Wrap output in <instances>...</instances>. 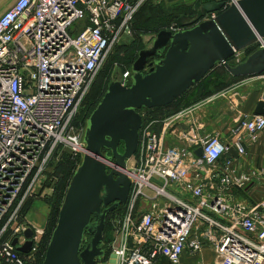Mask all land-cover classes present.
<instances>
[{"label": "built area", "instance_id": "2783aa9c", "mask_svg": "<svg viewBox=\"0 0 264 264\" xmlns=\"http://www.w3.org/2000/svg\"><path fill=\"white\" fill-rule=\"evenodd\" d=\"M143 1L15 0L0 15V254L5 261L23 264L16 246L26 242L24 232L31 228L21 223L23 209L40 196L55 155L67 149L73 157L84 155L87 119L77 117L78 109L107 53L133 36L132 20ZM243 60L238 52L219 65ZM197 129L186 132L187 145L165 146L143 123L135 164L125 170L130 209L111 244L114 264H180L185 251L198 256L206 246L217 256L213 264H264V200L246 204L231 197L259 179L236 167V160L264 131V115H244L229 142ZM232 150L237 158L228 156ZM105 163L109 170L114 166ZM31 229L29 252L42 232Z\"/></svg>", "mask_w": 264, "mask_h": 264}, {"label": "water", "instance_id": "95a60500", "mask_svg": "<svg viewBox=\"0 0 264 264\" xmlns=\"http://www.w3.org/2000/svg\"><path fill=\"white\" fill-rule=\"evenodd\" d=\"M196 18L164 29L141 49L131 66L130 84L114 80L87 119L85 153L67 187L56 225L41 264H96L103 260L101 248L107 214L126 204L130 180L127 162L134 156L143 126L140 110L173 103L199 83L216 65L235 53L264 42V0H221L194 7ZM216 13L212 19L204 16ZM233 77L264 73V48L254 50L235 65H224ZM253 114L264 115V92ZM120 144L122 150H119ZM104 151H106L104 153ZM197 155L201 149L196 150ZM104 161H113L107 169ZM110 206L102 211V205ZM86 234L91 235L83 247ZM26 242L16 246L29 253L33 231L24 232ZM17 244V240L12 242Z\"/></svg>", "mask_w": 264, "mask_h": 264}, {"label": "rangeland", "instance_id": "374dc122", "mask_svg": "<svg viewBox=\"0 0 264 264\" xmlns=\"http://www.w3.org/2000/svg\"><path fill=\"white\" fill-rule=\"evenodd\" d=\"M14 1L15 0H0V15L8 9ZM196 2L197 0L143 1L134 15L133 26L135 28L133 29L135 30L133 36L127 38L124 37V39L121 40L112 51L107 53L102 66L97 71L93 83L81 102L77 117L79 119L89 118L90 114L105 94L108 84L111 81L117 80L123 83L125 80L127 81V85H129L131 81V66L136 60L135 55L137 58V50L141 48H149L157 30L191 23L196 18V11L194 9ZM200 3H202L201 0ZM206 16H204L203 19H205ZM134 40L137 41L136 45ZM131 46H135L136 49H132ZM261 46L264 48V42L255 47L258 49ZM250 53H252V51L245 49L239 52V56L241 55L243 59H246ZM225 70L224 66L216 65V67L199 82L201 84L197 87V89L201 86H203L204 89H207L205 85L209 82L210 78L214 77V74L220 75ZM215 82L216 80L212 83L211 87L208 86L212 91L219 89L216 85H214ZM142 115L145 119V112ZM143 123L145 124L144 120ZM136 155L134 154V156L127 162L128 169L133 167V164H135ZM82 158L79 156L73 157L68 149L55 155L53 161L51 162V172L46 176L44 183L39 189L40 196L27 201L24 206L23 216L25 219L24 222H21L22 225H29V227L40 229L42 232L37 237L34 251L27 254L17 252L18 258L23 261V264H39V262L44 258L51 233L56 225L55 221L56 218H58V210H60L69 182ZM110 163L113 166L114 162L110 161ZM234 196L244 202L263 200L264 179H257L246 187V189L235 191ZM145 201L148 200L144 199L140 204L142 208L145 205ZM129 209L130 206L127 202L122 207L108 213L105 221L103 241L108 235L107 240L109 239L108 243L110 245V241L112 243L114 242L118 229L120 233H122L121 224L125 220V216ZM135 213L136 209L133 212L131 211V219L133 220H136L138 215V212L136 215ZM118 222H121V224H118ZM130 230H132V227H130ZM90 237L91 235L86 234V238L88 239L86 240L87 243L89 242ZM87 243H84V246ZM101 248L105 251V253H107V257L102 261L100 260V262L96 264H108L109 262H112L113 258L111 256V245L108 246L107 243L101 244ZM5 257V255L3 256L0 254V264H12L5 261ZM200 263H203L201 257H199L196 261V264Z\"/></svg>", "mask_w": 264, "mask_h": 264}, {"label": "crops", "instance_id": "0c3cea01", "mask_svg": "<svg viewBox=\"0 0 264 264\" xmlns=\"http://www.w3.org/2000/svg\"><path fill=\"white\" fill-rule=\"evenodd\" d=\"M221 0H201L202 3L218 2ZM264 73L257 76L240 77L231 80L226 87L209 93L188 105L179 102L161 109L145 110V124L150 125L163 140L165 146H185L188 144L186 132L191 126L196 125L199 135L214 134L223 142L231 140V130L244 115L253 114L257 102L264 92ZM184 102L188 101L186 97ZM247 153L236 160V167L244 171L254 172L257 178L264 179V131L258 135L254 142H247ZM229 157L237 158L232 150ZM212 191V188H208ZM233 190L231 197L234 196ZM264 200V197H262ZM240 200V199H238ZM262 200L245 202L246 204L258 203ZM244 202V201H243ZM112 242L110 241V245ZM108 244V246H110ZM112 249V248H111ZM114 264V255L111 252ZM110 256V257H111ZM201 257L203 264H213L217 256L211 246H206L198 256H192L185 251L181 256L180 264H196ZM102 261V260H101ZM100 262V261H99ZM157 264H169L166 260H160Z\"/></svg>", "mask_w": 264, "mask_h": 264}, {"label": "trees", "instance_id": "16d2710c", "mask_svg": "<svg viewBox=\"0 0 264 264\" xmlns=\"http://www.w3.org/2000/svg\"><path fill=\"white\" fill-rule=\"evenodd\" d=\"M134 17H135V16H134ZM133 22H134V18H133V20H132V28H135V27L133 26ZM164 29H168V28H162V29H159V30L156 31V34H157L159 31L164 30ZM133 30H135V29H133ZM134 42H135V45H136V42H137V41L134 40ZM131 47H132V49H133V48L136 49L135 46H131ZM141 49H144V48H141ZM141 49H138V50H137V54H138V52H139ZM255 49H256V47L253 46V47H251V48H248V51H252V52H253ZM137 56H138V55H137ZM135 59H136V55H135ZM135 59H134V60H135ZM213 73H214V72H213ZM204 78H205V77H204ZM235 78L237 79V78H240V77H233V76H231V75L227 72V70H225V71H224L223 73H221L220 75L214 74V77L210 78L209 82H208L206 85L204 84V85L207 87V89H204L203 86H201L199 89H197V87H199L200 84H201V83H199V84L197 83V84L194 85L191 89H189L186 93H184V94L181 95L179 98H177L173 103H171V104H169V105H167V106H163V107H168V106H171L172 104H178L179 102L184 103V105H188L189 103H191V102H193V101H195V100H197V99H199V98H201V97H203V96H206V95H208V94L211 93V92H214V91H212L211 89H209L208 86L211 87L212 83H213L215 80H216V82L214 83V85H216L217 88H219L218 90H220V89L224 88L225 86H227L228 84H230L231 80H234ZM219 82H220V83H219ZM216 83H219V84H216ZM221 84H222V85H221ZM195 90H197V91H195ZM186 97H188V101L184 102L183 100H184ZM179 104H180V103H179ZM161 108H162V107H159V108H151V109H161ZM145 110H147V109H146V108L141 109V110H140V113L143 114V113L145 112ZM142 117H143V120L145 121L143 115H142ZM23 211H24V209H23ZM58 211H59V210H58ZM58 214H59V213H58ZM57 219H58V218H56L55 223L57 222ZM107 238H108V235L104 238V241L102 242V244H105V243L109 244V243H108V240H109V239L107 240ZM86 240H88V239H87L86 236H85V241H84V243H87ZM83 246H84V244H83ZM106 257H107V253H105V256H104L103 260L106 259ZM42 261H43V259L39 262V264H41Z\"/></svg>", "mask_w": 264, "mask_h": 264}, {"label": "flooded vegetation", "instance_id": "af4514ba", "mask_svg": "<svg viewBox=\"0 0 264 264\" xmlns=\"http://www.w3.org/2000/svg\"><path fill=\"white\" fill-rule=\"evenodd\" d=\"M121 149H122V145L120 144V146H119V150L121 151ZM106 151H104V153H105ZM125 205V204H124ZM110 206V204H108V205H102V211L103 210H105V209H107L108 207ZM123 206V204L122 205H119V206H117L114 210H116L117 208H119V207H122ZM113 210V211H114ZM110 213V212H109ZM108 215V214H107ZM99 261H97L96 263H98Z\"/></svg>", "mask_w": 264, "mask_h": 264}, {"label": "bare ground", "instance_id": "6f19581e", "mask_svg": "<svg viewBox=\"0 0 264 264\" xmlns=\"http://www.w3.org/2000/svg\"><path fill=\"white\" fill-rule=\"evenodd\" d=\"M247 50V49H246ZM124 172H125V170H124Z\"/></svg>", "mask_w": 264, "mask_h": 264}]
</instances>
